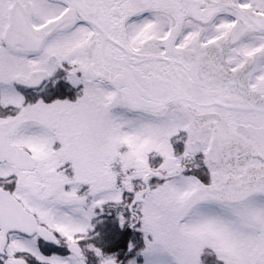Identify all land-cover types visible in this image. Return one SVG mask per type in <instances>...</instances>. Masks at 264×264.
Returning a JSON list of instances; mask_svg holds the SVG:
<instances>
[{
	"label": "snow or ice",
	"instance_id": "snow-or-ice-1",
	"mask_svg": "<svg viewBox=\"0 0 264 264\" xmlns=\"http://www.w3.org/2000/svg\"><path fill=\"white\" fill-rule=\"evenodd\" d=\"M104 216L264 264V0H0V264H125Z\"/></svg>",
	"mask_w": 264,
	"mask_h": 264
},
{
	"label": "flooded vegetation",
	"instance_id": "flooded-vegetation-1",
	"mask_svg": "<svg viewBox=\"0 0 264 264\" xmlns=\"http://www.w3.org/2000/svg\"><path fill=\"white\" fill-rule=\"evenodd\" d=\"M104 220V223L98 224L96 227V231L100 233L98 240L96 241L97 245L103 247L104 250L107 252L109 248H113L114 239H118L119 237H124L127 233L128 228L121 230L117 221H115L114 217L111 216H104L101 217ZM52 251H58L57 249L53 248ZM113 252V250H110ZM66 254V250H65Z\"/></svg>",
	"mask_w": 264,
	"mask_h": 264
},
{
	"label": "trees",
	"instance_id": "trees-1",
	"mask_svg": "<svg viewBox=\"0 0 264 264\" xmlns=\"http://www.w3.org/2000/svg\"><path fill=\"white\" fill-rule=\"evenodd\" d=\"M132 240H134V242H132ZM114 245L113 248H109V250H113V252L119 253L120 258H122L123 256H125V253H127V248H128V244L129 242H131L132 244L136 245V248L138 249L141 244V238L140 235L138 234V232H133L131 229H128L127 233L124 235V237H119L118 239H114ZM134 255V253H130L127 256H132ZM125 258H127L125 256ZM124 258V259H125Z\"/></svg>",
	"mask_w": 264,
	"mask_h": 264
},
{
	"label": "rangeland",
	"instance_id": "rangeland-1",
	"mask_svg": "<svg viewBox=\"0 0 264 264\" xmlns=\"http://www.w3.org/2000/svg\"><path fill=\"white\" fill-rule=\"evenodd\" d=\"M138 234H140V233H138ZM141 236V235H140ZM141 241H142V239H141ZM132 242H134V240H132ZM134 253V252H133ZM119 254H120V252H119ZM132 256H127V258H125V256H123L121 259L122 260H125V264H126V260L127 259H130ZM125 258V259H124Z\"/></svg>",
	"mask_w": 264,
	"mask_h": 264
}]
</instances>
